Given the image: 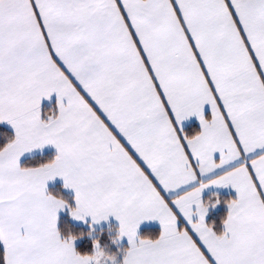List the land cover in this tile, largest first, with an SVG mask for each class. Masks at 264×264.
Listing matches in <instances>:
<instances>
[{"label":"snow or ice","instance_id":"6c2138e0","mask_svg":"<svg viewBox=\"0 0 264 264\" xmlns=\"http://www.w3.org/2000/svg\"><path fill=\"white\" fill-rule=\"evenodd\" d=\"M0 122V264H264V0H0ZM65 207L127 246L78 251Z\"/></svg>","mask_w":264,"mask_h":264},{"label":"trees","instance_id":"16d2710c","mask_svg":"<svg viewBox=\"0 0 264 264\" xmlns=\"http://www.w3.org/2000/svg\"><path fill=\"white\" fill-rule=\"evenodd\" d=\"M186 131L188 132V134H193V132L195 130H198V126L196 124H192L187 126ZM0 130H7L9 133H11V129L8 128L7 126L0 124ZM3 140L0 139V143H2ZM45 155H52L54 153H44ZM49 191H51L53 193V195H59L62 198H64L68 204L73 206V201H72V197L70 195H68L61 187V185L56 184L53 186H50ZM215 194V195H214ZM214 194H209L206 195L204 198V201H216L217 199L219 200V204H220V208L218 210L212 211L208 217L206 218V222L211 224L213 226V228L217 231H220L223 229V224H222V220L224 219V217L227 214V204L226 201H228L229 199L234 198L233 195H228V194H221V193H214ZM211 205V204H210ZM58 229L60 230V232L63 235L66 234H73L77 236V243L75 244V248L78 251L81 252H88L91 251L92 248V240L95 238H98L101 245H106L107 249L112 251V252H117V248L118 246L120 248L126 247L127 243L125 242H121L119 240L118 244L117 243H113L112 239H110L111 237H114L116 235L117 232V227L114 225H108V226H104L101 228H93L90 226H86V225H79V224H73L69 218L67 214L61 215L58 219ZM159 229L158 228H143L139 231L138 235H155L158 234ZM83 234V235H79V234ZM120 259V255H117V260Z\"/></svg>","mask_w":264,"mask_h":264},{"label":"crops","instance_id":"0c3cea01","mask_svg":"<svg viewBox=\"0 0 264 264\" xmlns=\"http://www.w3.org/2000/svg\"><path fill=\"white\" fill-rule=\"evenodd\" d=\"M42 105L46 106L47 105V101H43L42 100ZM183 123H184L185 128L187 126H189V125H192V124H196L198 126V128H199V122H198V120L196 119L195 116L190 117L187 121H185ZM0 124H3L5 126H7L8 128H10V126L6 122H0ZM54 151H55L54 148L47 147L44 150V153H47V152L54 153ZM207 178H209V177H203L202 179H207ZM56 184L61 185L62 189L68 195H70L72 197L73 206H74V203H75L74 202V191L72 189L63 187V181H62L61 178L57 177V178H55L52 181H48L47 182V188L49 189L50 186H53V185H56ZM214 193L228 194V195H233L235 197V192L231 188V186L209 185L208 187H206L205 189L202 190V193H201V199H202V201H204V198H205L206 195L214 194ZM219 208H220V204L219 203H215L214 206L212 204L211 205L209 204V207H208L207 212H206L205 220H206V218L208 217V215L212 211L218 210ZM64 214H67L68 215L69 220L73 224L86 225V226H90L91 225L90 227H93V228H101V227L108 226V225H114L118 229V221L114 217H112V216H109L106 221H101L99 223H91L90 217H85V220L84 221H80V220H77V219L72 218L70 216V214H69V211H68V208L67 207H65L62 210H58V213H57L58 219H59V217L61 215H64ZM57 227H58V220H57ZM143 228H158L159 229V223H158V221H145V222H141V224H140V226L138 227V230H137L138 231V234H139V231L141 229H143ZM77 241H78L77 239H75L73 241L74 247H75V244L77 243ZM120 241L127 243L126 237L120 238Z\"/></svg>","mask_w":264,"mask_h":264}]
</instances>
